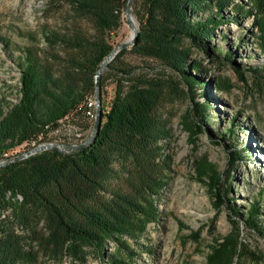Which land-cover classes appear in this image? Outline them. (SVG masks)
<instances>
[{
  "label": "trees",
  "instance_id": "trees-1",
  "mask_svg": "<svg viewBox=\"0 0 264 264\" xmlns=\"http://www.w3.org/2000/svg\"><path fill=\"white\" fill-rule=\"evenodd\" d=\"M68 1L78 18L94 23L97 34L89 38L75 30L47 37L58 41L68 53L57 73L44 63L24 57L19 64L17 102L5 108L0 101V159L24 144L30 149L52 142L51 134L69 116L86 117L87 101L94 93V77L112 50L106 37L121 27L126 0ZM251 1L259 31L255 43L264 54V2ZM139 3L143 4L144 15L135 45L120 51L100 78V91L109 77H114L116 84L109 105H101L102 121L95 141L78 153L47 150L0 168V264L23 260L21 237L15 233L12 221L25 225L29 214L36 211L44 215L47 226L68 253L79 245L99 250L106 240L126 234L138 205L130 195L150 194L161 186L156 169L159 143L169 137L168 125L159 115L161 106L178 98L180 87L184 89L191 104L181 123L192 143L209 121L208 83L198 77L200 65L190 60L192 47L217 59L215 63L231 64L243 80V72L234 67L230 51L221 55L214 46H208L214 30L223 22L221 10L229 7L232 0H135L134 9ZM233 8L237 13L242 9L239 5ZM212 9L216 12L209 13ZM200 13H206L205 17H197ZM128 52L159 62L160 70L148 65L145 69L119 66ZM248 71L260 74L264 67H249ZM196 87L201 88L199 97L203 101L197 100ZM231 87L230 82L218 84L217 90L229 91ZM230 126L222 133L229 140L234 119ZM228 150L224 172L209 165L200 169L205 178H196L206 186L213 209L228 212L231 226L223 242L211 246L208 264H234L243 254L260 259L239 242L242 226L264 239L262 200L251 199L243 207L235 205L231 197L234 166L245 158L247 150ZM114 165L133 180L129 183L136 193L113 192L105 201L103 194L107 193V182L115 176ZM114 261L123 262L120 257Z\"/></svg>",
  "mask_w": 264,
  "mask_h": 264
},
{
  "label": "rangeland",
  "instance_id": "rangeland-1",
  "mask_svg": "<svg viewBox=\"0 0 264 264\" xmlns=\"http://www.w3.org/2000/svg\"><path fill=\"white\" fill-rule=\"evenodd\" d=\"M134 1L131 16L137 20L138 29L144 9L140 3L134 9ZM233 5L241 6V11L237 13ZM215 12L212 9L209 13ZM221 12L223 22L214 30L208 46H214L221 55L230 51L234 67L243 72V80L234 73L231 64L215 63L217 59H210L199 48L190 49V60L200 65L199 79L208 83L209 121L195 142H190L181 120L191 103L180 87L178 98L163 104L159 110L169 128V137L159 143L156 162L161 186L150 194L130 195L136 193L129 183L133 180L121 174L117 165L113 166L115 176L106 184L105 201L110 200L113 192H124L138 204L126 234L106 240L99 250L79 245L68 253L47 226L44 215L40 211L32 212L25 225L12 221L15 233L21 237L24 254L18 264H115L116 257L122 259L121 264H208L211 246L223 242L231 226L228 212L213 209L206 186L196 178H205L200 169L209 165L224 172L228 147L247 150L245 158L234 166L231 185L234 204L246 207L251 199L262 200L264 211V72L248 71L249 67H264V54L255 43L259 34L255 27L256 9L251 0H232ZM205 15L200 13L197 17ZM121 18V27L106 37L112 49L127 41L131 34L123 10ZM75 30L89 38L97 34L94 23L78 18L68 0H0V101L5 108L16 103L19 97V64L24 57L44 63L54 73L59 72L68 53L58 41L46 38ZM146 65L160 70L159 62L129 52L119 62V66L143 69ZM228 82L232 85L229 91L217 90L218 84ZM115 84L114 77L105 81L100 91L101 105H109ZM195 93L197 100L203 101L199 97L200 87L195 88ZM232 119L235 127L229 140L222 133L231 128ZM93 120L94 112L88 117L69 116L51 134L52 142L64 143L72 138L75 130L81 132V141L84 140L92 130ZM26 148L24 144L9 156L20 154ZM238 240L260 259L243 254L234 264H264L263 238L242 226Z\"/></svg>",
  "mask_w": 264,
  "mask_h": 264
},
{
  "label": "water",
  "instance_id": "water-1",
  "mask_svg": "<svg viewBox=\"0 0 264 264\" xmlns=\"http://www.w3.org/2000/svg\"><path fill=\"white\" fill-rule=\"evenodd\" d=\"M133 0H126L125 6L123 8V14L127 21L131 19V4ZM134 28V34L132 37V40L130 42H122L118 44L114 49L110 51V53L106 56V58L103 60V62L100 64L96 75L94 77V93H93V100H94V120H93V126L90 134L80 143L78 144H67V143H59V142H44L40 143L30 149H27L23 151L20 154L5 157L0 159V168L7 166L9 164H12L14 162H18L21 160H24L30 156H33L35 154L41 153L43 151L47 150H56L62 154H74L78 153L82 150H84L86 147L91 145L100 130L101 127V121H102V108H101V102H100V78L104 70L108 69V65L112 62V60L115 58V56L122 50L130 49L133 45H135L137 36H138V29ZM113 54V55H112ZM106 62V60H108Z\"/></svg>",
  "mask_w": 264,
  "mask_h": 264
},
{
  "label": "built area",
  "instance_id": "built-area-1",
  "mask_svg": "<svg viewBox=\"0 0 264 264\" xmlns=\"http://www.w3.org/2000/svg\"><path fill=\"white\" fill-rule=\"evenodd\" d=\"M87 108H88V110L85 112V116L86 117H88V116H90V114L91 113H93L94 112V115H95V110H94V100H93V97L92 98H90L88 101H87ZM83 141V140H82ZM81 141V132H79L78 130H75V132L73 133V136H72V138L71 139H68V140H66V141H64V143H67V144H78V143H80V142H82ZM42 143H44V142H42ZM40 144V143H39ZM38 145V144H37ZM25 146H26V144H25ZM34 146H36V145H34ZM34 146H32V147H34ZM31 147V148H32Z\"/></svg>",
  "mask_w": 264,
  "mask_h": 264
},
{
  "label": "bare ground",
  "instance_id": "bare-ground-1",
  "mask_svg": "<svg viewBox=\"0 0 264 264\" xmlns=\"http://www.w3.org/2000/svg\"><path fill=\"white\" fill-rule=\"evenodd\" d=\"M136 21L137 20L135 19L134 15H132L131 19L128 21L129 27L131 29V34H130V36H129V38H128V40L126 42H130L132 40V37H133V34H134V28L133 27L137 28V22ZM108 61H109V59L106 60V62H108Z\"/></svg>",
  "mask_w": 264,
  "mask_h": 264
}]
</instances>
